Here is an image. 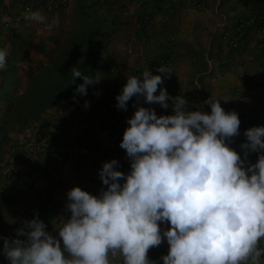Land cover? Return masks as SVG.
<instances>
[{
	"label": "clouds",
	"instance_id": "9594fccd",
	"mask_svg": "<svg viewBox=\"0 0 264 264\" xmlns=\"http://www.w3.org/2000/svg\"><path fill=\"white\" fill-rule=\"evenodd\" d=\"M25 18L47 21L40 11L29 10ZM52 24L59 25L58 15ZM7 56V48H0V70ZM157 70L168 71L164 66ZM71 73V83L83 80L74 101L102 79L76 67ZM126 75L115 99L117 109L126 112L128 102L137 98L120 143L130 171L119 170L117 159L105 161L99 194L70 189L64 209L70 215L53 219L52 232L36 211L15 237H0L9 264H157L148 253L165 240L169 248L160 258L163 264H262L264 126L244 132L242 158L230 144L240 135L235 110L226 111L213 95L204 101L210 113L199 106L191 110L184 96L172 97L160 88L163 77L150 69L139 77ZM141 97L163 109L171 101L173 114L157 115L138 104ZM253 152L255 163L248 160Z\"/></svg>",
	"mask_w": 264,
	"mask_h": 264
},
{
	"label": "crops",
	"instance_id": "0c3cea01",
	"mask_svg": "<svg viewBox=\"0 0 264 264\" xmlns=\"http://www.w3.org/2000/svg\"><path fill=\"white\" fill-rule=\"evenodd\" d=\"M88 2L95 3L105 19L108 40L103 51L104 69L99 75L102 79L88 89L86 96L77 95L75 101L72 97L47 109L41 121L31 124L23 133L11 134L12 145L25 134L56 132L67 122L71 124L74 149L63 162L41 175H33L27 186L11 193L0 174V237H15L22 222L33 219L36 211L51 226L57 216H69L64 210L67 192L76 186H86L88 192L98 195L104 187L99 170L105 161L117 159L119 170L130 171L126 151L120 143L112 142L113 134L118 131L124 134L126 121L136 110L133 107L137 104L136 97L128 102L126 112L116 107L115 98L127 82V73L139 77L148 68L153 75H161L164 83L159 87L166 88L172 97L184 96L191 110L199 106L210 113L204 101L212 95L226 111L235 110L241 121L240 135L230 144L242 158L244 132L264 126V0ZM76 5L77 0H69L68 6L59 10L28 9L17 0H0V48L8 50L7 66L0 70V119L12 96L26 91L35 68L48 63L57 47L59 31L71 29ZM29 10L40 11L47 17L46 23L26 19ZM57 15L58 26L52 24ZM232 39L238 41L237 48L230 46ZM160 66L168 69L166 74L158 72ZM85 98L93 99L100 107L99 122L76 119L75 111ZM138 104L154 108L157 115L173 114L171 101L168 109L159 104H145L143 97ZM257 158L253 152L248 160L255 163ZM79 160L86 164L84 173ZM2 247L0 240V262L5 263ZM168 248L165 240L150 249L149 259L163 264L160 258L167 254ZM261 261L264 264V258Z\"/></svg>",
	"mask_w": 264,
	"mask_h": 264
},
{
	"label": "trees",
	"instance_id": "16d2710c",
	"mask_svg": "<svg viewBox=\"0 0 264 264\" xmlns=\"http://www.w3.org/2000/svg\"><path fill=\"white\" fill-rule=\"evenodd\" d=\"M88 1L77 0L74 27L63 42L57 40L48 63L35 68L26 91L12 96L0 119V143L9 141L12 133H23L41 121L47 109L73 97L76 87L83 83L82 78L71 83L73 67L89 75H100L104 69L103 51L108 40L105 19L96 4Z\"/></svg>",
	"mask_w": 264,
	"mask_h": 264
},
{
	"label": "built area",
	"instance_id": "2783aa9c",
	"mask_svg": "<svg viewBox=\"0 0 264 264\" xmlns=\"http://www.w3.org/2000/svg\"><path fill=\"white\" fill-rule=\"evenodd\" d=\"M25 8L44 7L50 10H59L69 4V0H17ZM251 9V7H248ZM230 46L238 47V41L230 40ZM1 83V72H0ZM85 101L90 106L85 108ZM78 121L99 122L102 117L100 107L93 99L85 98L75 111ZM71 124L64 122L60 125L59 130L52 132L49 130L37 131L34 134L28 133L23 135L17 142L9 147L7 157L2 163L1 173L4 178L3 183L9 193L14 190L27 186L33 175H41L48 171L53 165L64 161L74 149L73 139L70 134ZM122 133L119 131L112 135V142L121 143ZM246 142V140H245ZM82 172L86 171V164L79 160ZM88 188L90 184H87ZM87 191V187H81ZM264 246V243H262ZM264 258V257H262ZM9 264L8 260L5 263Z\"/></svg>",
	"mask_w": 264,
	"mask_h": 264
},
{
	"label": "rangeland",
	"instance_id": "374dc122",
	"mask_svg": "<svg viewBox=\"0 0 264 264\" xmlns=\"http://www.w3.org/2000/svg\"><path fill=\"white\" fill-rule=\"evenodd\" d=\"M74 15H75V13H74ZM74 19H75V21L73 22ZM74 19L73 20L71 19L72 22L70 21V23L72 25L71 28H73L74 25L76 24V17ZM69 30L70 29H68V31H66L65 29L60 30L59 34H58V38H56V40H58V41H60L62 39L64 40L66 35L68 34ZM10 138H11V136H10ZM10 140L9 141H2L0 143V165H1V162L4 161V159L7 157V153H8L9 147L11 145V144H9ZM0 174L2 175L1 170H0ZM1 175H0V178H1ZM48 229L50 232H52L53 227L51 225H48ZM0 264H1V262H0Z\"/></svg>",
	"mask_w": 264,
	"mask_h": 264
}]
</instances>
